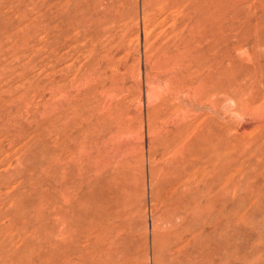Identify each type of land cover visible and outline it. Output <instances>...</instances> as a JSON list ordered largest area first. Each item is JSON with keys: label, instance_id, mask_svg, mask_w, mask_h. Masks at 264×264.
Masks as SVG:
<instances>
[{"label": "rangeland", "instance_id": "374dc122", "mask_svg": "<svg viewBox=\"0 0 264 264\" xmlns=\"http://www.w3.org/2000/svg\"><path fill=\"white\" fill-rule=\"evenodd\" d=\"M93 263L264 264V0H0V264Z\"/></svg>", "mask_w": 264, "mask_h": 264}, {"label": "bare ground", "instance_id": "6f19581e", "mask_svg": "<svg viewBox=\"0 0 264 264\" xmlns=\"http://www.w3.org/2000/svg\"><path fill=\"white\" fill-rule=\"evenodd\" d=\"M169 193H172V192L169 191ZM187 193H188V192H187ZM166 194H167V193H166ZM187 195H188V194H187ZM185 196H186V195H185ZM166 197H167V196H166ZM164 198H165V197H164ZM191 199H192V198H191ZM216 201H217V200H216ZM90 204H91V203H90ZM226 205H227V204H226ZM229 205H230V204H229ZM118 212H119V211H118ZM102 213H103V212H102ZM96 215H97V214H96ZM186 218H187V217H186ZM74 221H76V220H74ZM65 222H67V221H65ZM68 222H69V221H68ZM78 222H79V221H78ZM78 222H76V223H78ZM184 222H185V221H184ZM184 222H183V223H184ZM69 223H70V222H69ZM73 223H74V222H73ZM118 223H119V222H118ZM226 224H227V223H226ZM67 225L69 226V224H66V226H67ZM74 225L79 226L80 223H79V225H77V224H74ZM104 225H105V224H104ZM203 225H204V224H203ZM203 225H202V226H203ZM180 226H181V225H180ZM104 227H105V226H104ZM104 227L102 226V229H103ZM203 228H204V227H203ZM203 228H202V229H203ZM79 229H83V228H81V226H80ZM216 229H217V228H216ZM76 230H77V229H76ZM76 230H75V231H76ZM178 230H179V229H178ZM211 230H212V229H211ZM211 230H210V231H211ZM79 231H81V230H79ZM106 231H107V230H106ZM201 231H202V230H201ZM76 232H77V231H76ZM84 232H85V231H84ZM175 232H176V230H175ZM185 232H186V231H185ZM207 232H208V231H207ZM78 233H79V232H78ZM165 233H166V232H165ZM183 233H184V232H183ZM183 233H182V234H183ZM199 234H200V233H199ZM69 235H70V234H69ZM178 235H179V233H178ZM155 236H156V235H155ZM164 236H165V235H164ZM67 237H69V236H67ZM70 237H71V236H70ZM180 239H181V237H180ZM180 239H179V240H180ZM95 245H96V244H95ZM58 246H59V244H58ZM61 246H62V243H61ZM101 247H102V246H101ZM60 248H61V247H60ZM96 248H97V247H96ZM98 249H100V248H98ZM98 249H97V250H98ZM217 249H218V248H217ZM93 250H95V248H94ZM60 251H61V250H60ZM97 252H98V251H97ZM54 253H55V252H54ZM79 253H80V252H79ZM79 253H78V256H79ZM81 253H82V252H81ZM92 253H93V252H92ZM54 255H55V254H54ZM93 255H94V253H93ZM63 256H64V255H63ZM82 256H83V254H82ZM90 256H92V255H90ZM233 257H234V256H233ZM231 258H232V257H231ZM79 259H81V258L79 257ZM93 262H94V261H93ZM52 263H53V261H52ZM90 263H91V262H90ZM93 264H94V263H93ZM123 264H124V263H123ZM233 264H235V263H233Z\"/></svg>", "mask_w": 264, "mask_h": 264}]
</instances>
